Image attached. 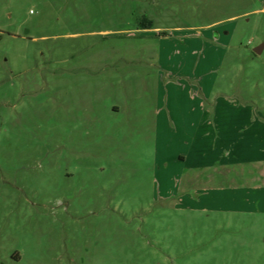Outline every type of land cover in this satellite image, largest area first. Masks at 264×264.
<instances>
[{
    "label": "rangeland",
    "instance_id": "obj_1",
    "mask_svg": "<svg viewBox=\"0 0 264 264\" xmlns=\"http://www.w3.org/2000/svg\"><path fill=\"white\" fill-rule=\"evenodd\" d=\"M262 43L264 0H0V264H264V163L207 137Z\"/></svg>",
    "mask_w": 264,
    "mask_h": 264
},
{
    "label": "crops",
    "instance_id": "obj_2",
    "mask_svg": "<svg viewBox=\"0 0 264 264\" xmlns=\"http://www.w3.org/2000/svg\"><path fill=\"white\" fill-rule=\"evenodd\" d=\"M210 105L215 114L212 121H209V128L213 130L207 137L208 144L217 154L214 159L221 158V163L230 159L264 163V104L258 105L250 100L239 101L228 94H221ZM213 163L199 160L190 164V167L198 168ZM261 186L264 191V184Z\"/></svg>",
    "mask_w": 264,
    "mask_h": 264
},
{
    "label": "clouds",
    "instance_id": "obj_3",
    "mask_svg": "<svg viewBox=\"0 0 264 264\" xmlns=\"http://www.w3.org/2000/svg\"><path fill=\"white\" fill-rule=\"evenodd\" d=\"M156 147L154 141H141L134 152L137 164L141 166H151L155 162Z\"/></svg>",
    "mask_w": 264,
    "mask_h": 264
},
{
    "label": "trees",
    "instance_id": "obj_4",
    "mask_svg": "<svg viewBox=\"0 0 264 264\" xmlns=\"http://www.w3.org/2000/svg\"><path fill=\"white\" fill-rule=\"evenodd\" d=\"M142 24L145 26V28H152L153 27V22L152 20H148L146 18H144L142 20Z\"/></svg>",
    "mask_w": 264,
    "mask_h": 264
},
{
    "label": "water",
    "instance_id": "obj_5",
    "mask_svg": "<svg viewBox=\"0 0 264 264\" xmlns=\"http://www.w3.org/2000/svg\"><path fill=\"white\" fill-rule=\"evenodd\" d=\"M263 48H264V43L260 44L259 46H257L255 48V52L257 53H261L263 51Z\"/></svg>",
    "mask_w": 264,
    "mask_h": 264
}]
</instances>
